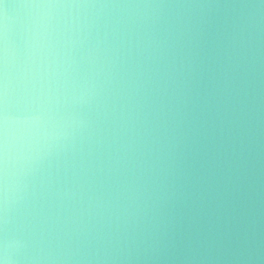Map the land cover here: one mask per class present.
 Instances as JSON below:
<instances>
[{"label":"clouds","instance_id":"9594fccd","mask_svg":"<svg viewBox=\"0 0 264 264\" xmlns=\"http://www.w3.org/2000/svg\"><path fill=\"white\" fill-rule=\"evenodd\" d=\"M0 264H264V0H0Z\"/></svg>","mask_w":264,"mask_h":264}]
</instances>
